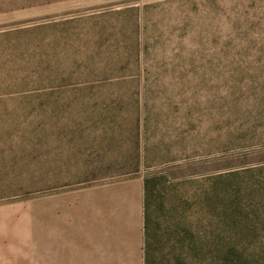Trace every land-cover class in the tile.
I'll use <instances>...</instances> for the list:
<instances>
[{
  "label": "rangeland",
  "instance_id": "obj_1",
  "mask_svg": "<svg viewBox=\"0 0 264 264\" xmlns=\"http://www.w3.org/2000/svg\"><path fill=\"white\" fill-rule=\"evenodd\" d=\"M153 173V263L264 264V0H0V264H84V189Z\"/></svg>",
  "mask_w": 264,
  "mask_h": 264
},
{
  "label": "crops",
  "instance_id": "obj_2",
  "mask_svg": "<svg viewBox=\"0 0 264 264\" xmlns=\"http://www.w3.org/2000/svg\"><path fill=\"white\" fill-rule=\"evenodd\" d=\"M144 180L84 189V264H146Z\"/></svg>",
  "mask_w": 264,
  "mask_h": 264
},
{
  "label": "trees",
  "instance_id": "obj_3",
  "mask_svg": "<svg viewBox=\"0 0 264 264\" xmlns=\"http://www.w3.org/2000/svg\"><path fill=\"white\" fill-rule=\"evenodd\" d=\"M160 178L159 173H153L148 175L144 179V189H145V233H146V246H145V254H146V264H155L152 261V246L150 244V220L148 215V205H149V197L151 196L153 189L156 187V181Z\"/></svg>",
  "mask_w": 264,
  "mask_h": 264
}]
</instances>
